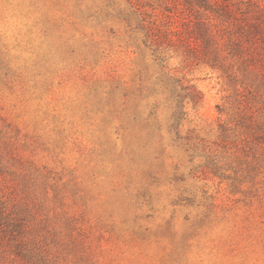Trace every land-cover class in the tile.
Here are the masks:
<instances>
[{"label":"rangeland","instance_id":"rangeland-1","mask_svg":"<svg viewBox=\"0 0 264 264\" xmlns=\"http://www.w3.org/2000/svg\"><path fill=\"white\" fill-rule=\"evenodd\" d=\"M175 3L0 0V264H264V87Z\"/></svg>","mask_w":264,"mask_h":264},{"label":"trees","instance_id":"trees-1","mask_svg":"<svg viewBox=\"0 0 264 264\" xmlns=\"http://www.w3.org/2000/svg\"><path fill=\"white\" fill-rule=\"evenodd\" d=\"M175 2L181 26L167 28L172 23L167 15L162 24L167 27L158 26L159 40L174 41L171 36H176L186 59L220 71L228 80L240 82L244 90L264 87V0ZM192 98H198L195 89Z\"/></svg>","mask_w":264,"mask_h":264}]
</instances>
